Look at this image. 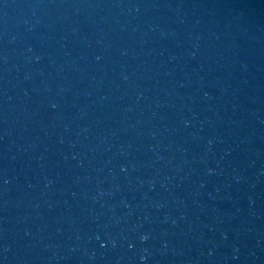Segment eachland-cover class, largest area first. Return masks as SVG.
I'll list each match as a JSON object with an SVG mask.
<instances>
[{"label": "water", "instance_id": "1", "mask_svg": "<svg viewBox=\"0 0 264 264\" xmlns=\"http://www.w3.org/2000/svg\"><path fill=\"white\" fill-rule=\"evenodd\" d=\"M0 264H264V0H0Z\"/></svg>", "mask_w": 264, "mask_h": 264}]
</instances>
